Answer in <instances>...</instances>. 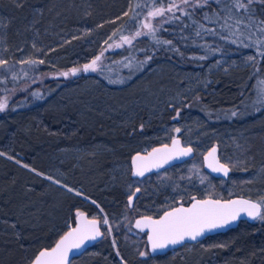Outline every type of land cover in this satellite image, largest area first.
<instances>
[{
  "label": "trees",
  "instance_id": "trees-1",
  "mask_svg": "<svg viewBox=\"0 0 264 264\" xmlns=\"http://www.w3.org/2000/svg\"><path fill=\"white\" fill-rule=\"evenodd\" d=\"M136 3L146 4L145 12L152 6V0H22L18 7L13 0H0V20L6 25L0 28V59L8 61L5 69L0 70V79L3 80L0 83V100L7 99L8 102V108L0 112V152L5 154L0 155V264H29L41 249L52 247L69 229L76 209L84 211L88 217L108 216L113 236L117 239L116 248L126 264H264V222L260 220L240 221L233 229L208 236L197 243L184 244L164 255L150 254L145 233L133 228L135 218L145 215L157 217L167 208L188 204L192 196L204 198L202 195L192 194L182 200L176 198L173 204L161 210L139 211L143 195L140 189L133 207H128V197L138 188L135 184L141 181L131 177V157L140 150L129 140L150 137L175 123H192L203 132L226 133L235 138L240 146V164L231 166L233 157L229 159L231 173L224 181L229 183L237 178V181L253 180L251 176L257 175L264 190V172L260 171L264 165V111H257L264 105L254 103L257 81L264 79V58L257 56L255 45L243 46L251 45L259 38V34L253 35L245 25L251 23L249 15L256 21L264 20V4L257 0L250 13L238 14L235 10L227 12L231 0H223L219 4L209 0L208 5L202 8L189 7L191 17L176 11L179 20L173 18L159 26L158 38L171 40L172 46L157 45L150 36L139 37L131 45L123 44L120 35L132 36L138 28L129 19L133 15L129 11L130 4ZM161 3L166 5L167 0H161ZM125 12H128L127 16ZM205 13L209 17L207 20ZM229 15L231 19H228ZM162 19L157 17L152 23L156 25ZM238 20L241 23L238 24ZM70 31L73 32L68 35L76 34V37L69 44L55 45L51 33L62 35ZM83 31H87L86 36L81 35ZM197 31H200V36L196 35ZM212 31L215 35L211 34ZM113 32L117 35L109 40ZM221 36L227 39H221ZM105 40L113 46L121 43L122 47L106 51L100 61L102 67L94 75L113 89H127L138 84L157 66L169 65L182 71L203 72L220 58L239 59L249 54L259 63L251 61L229 74L217 73L206 85L182 95L181 104L168 105L160 115L153 117L141 111L139 116L131 118L130 122L123 121L119 126L97 118L103 110L81 113L77 103L67 102L65 92V88L81 83L86 76L84 72L73 76L70 70L82 67L99 55L107 48ZM232 40L236 43H231ZM44 46H57L59 50L56 52L63 57L53 62L43 59L37 49ZM173 46L183 56L173 51ZM147 55H153V59L140 65L139 62ZM199 56H206V59H193ZM28 59H43L45 63L35 66L19 63ZM128 64L131 67H125ZM9 67H14L16 79L6 71ZM64 72L69 75H61ZM119 80L124 83L110 82ZM33 93H38L40 98ZM176 109L180 110V116L171 122ZM231 111H237L238 115L231 117ZM141 125L143 129L139 130ZM184 125L180 133L174 134L171 127L164 138L157 136L149 140L153 143L150 148L169 143L174 136L184 141ZM218 140L208 135L206 143L211 147L217 145ZM73 147L108 150L82 161L87 166L93 164L94 175L102 179L98 184H90L88 180V183L65 182L68 186H81L82 195L90 200L66 192L44 178L48 174L49 157ZM218 147L220 151L222 147ZM9 156L13 158L9 159ZM219 156L225 163V158ZM17 160L27 164L28 168L16 163ZM113 165L121 168V176L116 175L115 169L109 171ZM30 169L44 175H37ZM63 171L66 172L65 169ZM76 177L83 178L80 174ZM218 180L214 178L215 182ZM61 188L63 193L57 201L60 209L51 210L52 201L48 195ZM233 196L257 200L261 195L226 192L218 198ZM92 200L100 205L103 213L91 203ZM118 222H121L120 227L116 225ZM101 230L105 232L104 227ZM112 240L111 235L105 232L100 241L70 264H119ZM140 252L148 255L142 257Z\"/></svg>",
  "mask_w": 264,
  "mask_h": 264
},
{
  "label": "rangeland",
  "instance_id": "rangeland-1",
  "mask_svg": "<svg viewBox=\"0 0 264 264\" xmlns=\"http://www.w3.org/2000/svg\"><path fill=\"white\" fill-rule=\"evenodd\" d=\"M73 31L63 32L60 34H53L55 45L69 44L71 40L76 37V34L69 36ZM76 33V32H75ZM87 31H83L81 35L86 36ZM60 35V36H59ZM122 42V41H121ZM55 48V50L53 49ZM57 46L51 48H45V46L38 51V54L42 58L47 59L49 62L58 61L63 55L56 52ZM59 50V49H58ZM251 54L245 55L239 59H228L220 58L211 64H209L203 72L200 71H182L172 66L164 65L153 68L144 78L143 81L135 84L127 89H113L109 88L106 84L94 74L102 67V62H98V68L96 72H87L84 80L79 84L65 88L67 102H75L81 107V113L91 112L95 113L96 110H103L104 112L98 114L97 118L110 122L111 124L121 125L123 121L130 122L136 115L139 116L141 111H145L146 115L150 117L160 115L162 110L168 105L181 104L182 95L190 94L195 89L206 85L211 81L212 77L217 73L229 74L233 70L237 71L238 68L244 67L251 61L248 57ZM5 100L1 99L0 101ZM175 120H178L175 119ZM173 118L171 122L175 121ZM184 125V124H182ZM180 123H175L170 127H163L153 133L152 136L142 137L140 140H129L132 145H135L140 151L144 152L149 150L153 145L151 140L154 137L162 136L173 128V133L177 134L174 129L182 128ZM186 133L184 145H191L197 152V155L185 163L177 165L156 173L155 176H148L141 181H138L135 185L142 189V201L140 202L139 211L145 209L157 208L161 210L164 207H169L173 204L174 200L187 198L192 194L202 195L201 197H220L221 194L226 192L244 193L245 195H264L262 190L263 183H261L260 176H251L253 180H232L226 183L224 179L214 181V177L210 175L203 168V154L210 148L207 145L206 140L208 135L217 138V145L222 147L219 154L225 158L227 163L229 159L233 157V165L237 166L240 161L239 156L240 146L238 141L229 136L228 134L216 133V132H203L196 124H190L185 122ZM139 130L141 127L139 126ZM242 136V135H240ZM243 137V136H242ZM220 144V145H219ZM68 148L63 149L54 156L48 159V174L45 176H51L56 180L61 181L62 184L66 185L65 182L69 183H88L92 182L93 185L98 184L102 179L96 174L94 175L95 167L93 164L85 165V160L93 159L99 154L108 152V150L100 148ZM85 159V160H84ZM23 165V163H20ZM110 172L113 169L117 170L116 175L119 177L122 175L121 168L119 166H111ZM66 170L64 172L63 170ZM116 172V171H115ZM81 177H76V175ZM90 176H93L89 178ZM201 177H207L204 183L200 182ZM112 178V177H111ZM88 180V181H87ZM55 184V183H54ZM56 185V184H55ZM58 185V184H57ZM60 186V185H58ZM68 186V185H67ZM74 190H78L82 193L83 188L81 186L72 187ZM63 190L67 191L66 188L62 187ZM62 188L59 191H54L52 195H48L52 201V205L49 208L57 211L60 206L57 205L62 196ZM213 191V195H211ZM75 193V191H73ZM86 200H90L88 197L81 195ZM124 218V217H123ZM121 221V220H120ZM112 225V224H111ZM117 227H120L121 222L116 223ZM112 239H117L113 236V228L111 232Z\"/></svg>",
  "mask_w": 264,
  "mask_h": 264
},
{
  "label": "snow or ice",
  "instance_id": "snow-or-ice-1",
  "mask_svg": "<svg viewBox=\"0 0 264 264\" xmlns=\"http://www.w3.org/2000/svg\"><path fill=\"white\" fill-rule=\"evenodd\" d=\"M18 7L21 6L22 0H13ZM214 3H222L223 0H213ZM257 0H231V7L227 8L228 13H232L235 10L236 13H250L251 6L256 3ZM259 3L264 4V0H258ZM209 0H167V4L161 3V0H152V6L148 7L145 12L146 4L136 3L134 5L130 4L129 11L133 15L129 18L130 22L138 25L137 30L132 36L120 35V41L123 44L131 45L133 40L142 37L150 36L157 45H169L172 46L171 40H162L158 38L157 32L160 30V25L162 23H167L171 19L179 20L180 17L175 15L176 11L181 12L182 15L192 16V13L188 11V8H202L208 5ZM159 5V6H157ZM183 6V7H182ZM139 9V10H138ZM143 14V20H141V15ZM166 14H171L167 16ZM124 15H128L125 12ZM160 17L163 18L157 21L154 25L152 20ZM204 18L209 19L208 15L205 13ZM228 19H231L229 15ZM251 23L246 24L245 27L250 30L253 35L259 34V38L252 42V44H244V47H252L255 45L257 47V56L264 58V20L256 21L251 15L248 16ZM241 23V21H237ZM226 26L230 27V25ZM6 25L0 20V28H4ZM102 27V25L100 26ZM203 28V25L200 26ZM211 31V30H210ZM211 34L215 35L212 31ZM117 35L116 32L109 36V40ZM197 36H200V31L196 32ZM221 39H227V37L221 36ZM104 43L107 48L103 49L99 55H96L89 63H85L82 67H73L70 70L71 75L75 76L77 73L89 71L96 72L98 68V62L104 57V53L109 49L122 47L121 43H117L114 46L108 44V40ZM231 43L235 44L236 40H232ZM35 47V45H33ZM172 50L177 54L183 56V53L179 51L178 48L172 47ZM37 51H41L37 49ZM153 59V55H147L143 61H140V65H145ZM193 59L204 60L206 56L193 57ZM249 61L259 63L258 60L253 56L248 57ZM21 64L28 65H38L44 64L43 59H28L19 61ZM8 64L7 60L0 59V70H4L5 66ZM125 67H131L130 64L125 65ZM6 71L12 74V78L16 79V72L14 67H9ZM26 74V73H25ZM63 76H68V72L61 73ZM3 80L0 79V83ZM111 83H124L123 80L110 81ZM256 100L254 103L264 105V79L257 81V88L255 90ZM33 95L39 97L38 93H33ZM172 107V105H170ZM8 108L7 99L0 101V112L5 111ZM257 111H264V108H258ZM238 115L237 111H231V117H236ZM180 116V110L176 109V116L173 119H177ZM143 129V125H141ZM176 133H180V128H175ZM193 153V148L191 146L182 147L181 141L175 136L171 138V146L169 144H163L160 147H154L151 151L142 154L137 152L131 157V169L132 175L135 177H144L146 173L152 172L154 169L158 170L163 168L166 164L179 159L181 157H188ZM0 155H5L0 152ZM9 159L13 157L9 156ZM204 161L206 167L214 173H222L225 177L228 176L231 170V162L224 163L218 158L217 148L213 147L204 156ZM16 163H20L19 160ZM234 166V165H231ZM23 167L28 168L27 164ZM247 170V169H245ZM30 171L36 172L35 169H30ZM261 172H264V165H261ZM37 175H44L43 173L36 172ZM47 180L52 181L55 184L64 187L69 192L75 191L77 196H81L82 193L78 190H74L67 185L61 183V181L54 179L51 176L44 177ZM207 177H201L200 182L203 184ZM140 192V188H136L135 192L131 193L128 197V207H133V201L136 198V193ZM87 199V198H85ZM183 197H181V200ZM191 203L185 207L183 203L179 206L170 207L163 210L162 214L158 218H154L152 215L142 216L140 219L135 221V228L140 232H144L147 236L148 244L152 252L162 251L166 249L169 245H182L186 240L196 241L199 237L205 235L206 232L215 230L218 228L230 226L232 222L237 221L244 214L252 220H260L264 222V195H261L259 199H228L224 200L222 198L213 199L211 196L204 199H197L196 196H192ZM91 203L96 206V208L103 213V209L95 200ZM73 224L69 225V230L64 232L63 235L55 242L54 246L50 248L41 249L31 260L30 264H70V253L75 250H80L89 241H94L98 237H101L107 232L111 234L112 225L109 221L107 215L102 216H92L88 218L87 214L80 209L75 210L73 217ZM14 226V225H13ZM105 228V232L101 231V228ZM113 248L116 249V257L119 258V264H126L124 258L121 256L120 251L116 248V240H112ZM140 256L148 255L147 252H140Z\"/></svg>",
  "mask_w": 264,
  "mask_h": 264
},
{
  "label": "water",
  "instance_id": "water-1",
  "mask_svg": "<svg viewBox=\"0 0 264 264\" xmlns=\"http://www.w3.org/2000/svg\"><path fill=\"white\" fill-rule=\"evenodd\" d=\"M176 138L179 139V140L181 141V146H182V147L191 146V145H184V143H183V141L181 140L180 137L176 136ZM165 144H169V145L171 146V141H170L169 143H165ZM162 145H163V144H161V145H157V146H154V147H160V146H162ZM154 147H152V148H154ZM191 147H192V146H191ZM213 147H216V148H217V155H218V158L220 159V156H219V147H218L217 145H213V146H211V147H210V148H209V149L203 154V156H202V160H203V168H204L205 171H207V172H208L210 175H212L214 178L227 179V178L229 177L230 173H231V170L229 171L228 176L225 177L222 173H214V172H212L210 169H208V168L206 167V164H205V161H204V156H205V155L207 154V152L210 151ZM152 148H150L148 151H151ZM192 148H193V147H192ZM148 151H146V152H148ZM146 152H140V153L145 154ZM135 154H136V153H135ZM135 154H134V155H135ZM194 156H195V149L193 148V153H192L190 156H188V157H181V158H179V159H176V160L170 162L169 164H166V165H165L163 168H161V169H158V170L154 169L152 172L146 173L144 177H135V176H133V175H132V169H131V177H132V178H135V179H138V180H142V179H144V178H146V177H148V176H150V175H152V174H156V173H159V172L164 171V170H166V169H169V168H171V167H173V166H176V165L182 164V163H184V162H186V161L192 159ZM220 160H221V159H220ZM221 162H222V161H221ZM204 198H208V197H204ZM204 198H197V199H204ZM211 198H213V199H217V198H215V197H211ZM241 198H243V199H252V198H249V197H246V196H233V197H230V198H227V199H225V198H222V199H224V200H228V199H241ZM252 200H254V199H252ZM254 201H255V200H254ZM190 203H191V202H189L188 204H183V205H184L185 207H187ZM177 206H179V205H177ZM175 207H176V206H175ZM160 215H161V214H160ZM141 217H142V216H139V217L135 218V220L133 221V228H134L136 231H138V232H140V231H139L138 229L135 228V221H136L137 219H140ZM88 218H91V217H88ZM154 218H158V216H157V217H154ZM240 221L253 222V221H255V220H252L251 218H248L246 215L242 214V215H241V218H239L237 221L232 222L230 226H226V227H222V228H218V229H215V230L208 231V232L205 233V235H203L202 237H199L196 241L186 240L184 244H193V243H197V242H199V241L205 239V238L208 237V236H211V235H214V234H217V233H224V232H226V231H228V230H230V229H233V228L237 227ZM73 226H74V225H73ZM68 230H69V229H68ZM68 230H67V231H68ZM101 231H102V230H101ZM141 233H144V232H141ZM62 235H63V234H62ZM102 238H103V236L98 237V238H97L96 240H94V241H89V242H87L86 245H85L84 247H82L80 250H75V249H74V250L70 253V263H71V261H72L74 258L79 257V256H80L81 254H83V253H84L89 247H91V246H93L94 244H96V243H97L98 241H100ZM58 239H59V238H58ZM58 239H57V240H58ZM57 240H56V241H57ZM146 240H147V236H146ZM54 244H55V243H54ZM147 244H148V241H147ZM184 244H182V245H175V246L169 245L166 249H164V250H162V251H156V252H152L151 249H150V245L148 244V250H149L150 254L153 255V256L164 255V254H166V253L169 252V251H172V250H174V249H176V248H178V247H180V246H183ZM53 246H54V245H53ZM29 264H30V263H29Z\"/></svg>",
  "mask_w": 264,
  "mask_h": 264
},
{
  "label": "bare ground",
  "instance_id": "bare-ground-1",
  "mask_svg": "<svg viewBox=\"0 0 264 264\" xmlns=\"http://www.w3.org/2000/svg\"><path fill=\"white\" fill-rule=\"evenodd\" d=\"M69 225H72V226H73L74 224H72V223L70 222ZM66 231H67V230H66Z\"/></svg>",
  "mask_w": 264,
  "mask_h": 264
},
{
  "label": "flooded vegetation",
  "instance_id": "flooded-vegetation-1",
  "mask_svg": "<svg viewBox=\"0 0 264 264\" xmlns=\"http://www.w3.org/2000/svg\"><path fill=\"white\" fill-rule=\"evenodd\" d=\"M148 151V150H147ZM144 152H146V151H144Z\"/></svg>",
  "mask_w": 264,
  "mask_h": 264
}]
</instances>
